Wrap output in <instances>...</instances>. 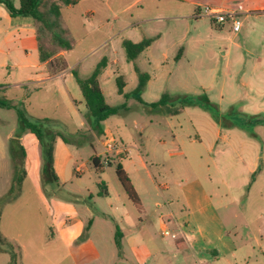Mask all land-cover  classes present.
I'll list each match as a JSON object with an SVG mask.
<instances>
[{
    "label": "rangeland",
    "instance_id": "obj_1",
    "mask_svg": "<svg viewBox=\"0 0 264 264\" xmlns=\"http://www.w3.org/2000/svg\"><path fill=\"white\" fill-rule=\"evenodd\" d=\"M193 4L233 12L240 31L230 21L193 18ZM61 14L73 46L67 59L77 62L72 71L80 78L102 57L119 61L118 69L102 71L110 74L101 84L105 100L119 111L101 127L129 148L120 163L141 207L115 176L118 157L108 155L112 164H105L102 135L89 131L71 70L67 89L57 82L59 94L47 87L0 90L7 106L0 107V264H196L174 245L178 232L160 227L170 213L179 220L180 186L195 180L236 247L207 264H264V0H77ZM148 39L152 44L128 61L122 43ZM136 70L148 77L139 95ZM24 76L0 70V86ZM164 96V106L145 105ZM185 98L195 104L169 114ZM17 111L48 134L45 142L57 135L67 144L73 161L64 183L43 176L44 150L21 129ZM100 182L107 196L99 195Z\"/></svg>",
    "mask_w": 264,
    "mask_h": 264
},
{
    "label": "crops",
    "instance_id": "obj_2",
    "mask_svg": "<svg viewBox=\"0 0 264 264\" xmlns=\"http://www.w3.org/2000/svg\"><path fill=\"white\" fill-rule=\"evenodd\" d=\"M14 6L16 8L18 7V5ZM193 7H195L193 9V18L197 19L196 14L203 8H200L196 4H193ZM210 8L223 12L233 13L221 8ZM31 40H34L36 42L35 48H29ZM72 51L73 49H71L70 51L59 52L58 54L53 56L51 60L45 63H41L36 41V27L33 19L29 17H11L3 7V5H0V70L4 71L6 69H14L19 73L25 74V76L19 82L9 84L8 86H0V90L3 91L4 94L7 93L8 88H10V90H23L24 87L28 86H32L34 87V89H36L35 87H39L42 89L43 87H47L53 89L56 94H59V84L57 83L58 81H61L63 87L67 89V85L65 84V82L67 81V75L65 74L70 70L72 71V67L77 64V62H75L74 64H69L68 62V54ZM116 54V51L112 52V55ZM58 57L62 58L67 65L66 69L61 72H57L56 68L54 69L49 65L50 61ZM102 59L106 60V67L111 71L114 67L118 69L117 65H119V61H117L114 56H109L108 59L102 57L101 60ZM109 79V73L107 74L101 72V76L99 79L100 88L102 82L108 81ZM36 93L37 92L30 94V98ZM20 96L25 100L30 99L29 96H26V94H21ZM70 99L75 101L71 98V95ZM27 109H29V107ZM83 124L84 126H86L84 119ZM105 133L107 132L104 131L103 135ZM11 135L12 131L6 135V138H10ZM103 135L101 137H103ZM97 142L98 148L102 152L101 143L99 140ZM130 154L131 153L126 156H115L118 157V161L120 163L125 159V157L127 158ZM53 157L54 171L59 181L64 183L66 180V171L68 169V165L73 161V159L67 144H65L60 138H57L55 141ZM96 168L100 170L101 165L99 162ZM122 168L138 197L131 179L129 178L123 166ZM99 184H102V187H99ZM98 187L100 189L99 192L106 190V194H99L100 196L108 195L107 187L103 182L98 183ZM180 187L183 194V201L182 204L180 203L179 205V220L177 221L170 213L166 216L161 217L160 223V227L161 229H163V231L167 228H172L178 232L179 236L174 239V245L176 246L177 250L189 251L191 256L196 261V264H207L212 261H217L220 258H224L228 255H232L235 252L236 247L227 236L228 233L226 231V228L223 226L222 221L216 213V207L214 206L210 194L202 187L201 183L196 180L194 182L186 183L184 186ZM138 199L139 205L137 206L138 208H140L141 201L139 197ZM126 215L127 216H125V218H128V214ZM75 222L79 221L76 220Z\"/></svg>",
    "mask_w": 264,
    "mask_h": 264
},
{
    "label": "trees",
    "instance_id": "obj_3",
    "mask_svg": "<svg viewBox=\"0 0 264 264\" xmlns=\"http://www.w3.org/2000/svg\"><path fill=\"white\" fill-rule=\"evenodd\" d=\"M77 3V0H18V7L16 8L10 0H0V5L6 9L8 14L11 17H29L32 18L35 27H36V41L38 45L39 59L41 63H45L53 56L62 51H69L72 49L71 39L66 32L65 25L62 21L61 11L63 8L74 6ZM153 42V39L144 40L139 43H131L129 41H124L122 46L125 50L126 59L130 62L136 60V58ZM46 44L53 46L54 49L47 50ZM50 67L56 68L57 72H61L66 69V62L60 57L55 58L50 61ZM106 67V60L102 59L94 68L92 73L86 78H80L75 72H73V77L76 84L78 85L85 106L84 119L86 120L90 132L95 136L103 135V129L101 124L106 121L109 117L114 116L118 113L117 108L109 106L105 100V97L100 88V76L102 70ZM138 73V71L136 70ZM138 86L135 90V93H139L145 87L146 81L148 79L147 75L139 74ZM122 83L119 84L118 93L122 94ZM136 99L142 103L140 97ZM207 101V99H204ZM169 101L168 96L162 97V99L156 103L145 104L146 106L156 108L159 106H164ZM195 102L191 99L185 98L182 99L177 105H173L172 109H169V114L176 115L185 107L194 105ZM0 107H7L5 104L0 102ZM18 112V122L19 126L23 131H28L32 133L36 139L41 144L44 150V173L43 176L47 180L58 182L56 174L54 172V141L57 135H50V142H45V136L48 137L39 125H34L26 119L24 114ZM23 156V155H22ZM92 162L95 167L98 166V159L93 158ZM112 164V161H109L108 165ZM116 177L124 190L127 199L135 205H139V199L126 176L121 164L119 161L116 163L115 167ZM23 176L19 177L17 183L23 179ZM99 187H102V184H99ZM104 188V187H103ZM99 194H106V190L99 192Z\"/></svg>",
    "mask_w": 264,
    "mask_h": 264
},
{
    "label": "built area",
    "instance_id": "obj_4",
    "mask_svg": "<svg viewBox=\"0 0 264 264\" xmlns=\"http://www.w3.org/2000/svg\"><path fill=\"white\" fill-rule=\"evenodd\" d=\"M196 17H204L214 21L217 24H223L226 21L232 23V31L237 33L240 31V23L237 21L234 13L223 12L220 10H215L210 7H204L197 14ZM102 152L105 154V164H108V155H128L129 148L124 147L113 138L111 134L105 133L100 141ZM167 235L168 233L165 232Z\"/></svg>",
    "mask_w": 264,
    "mask_h": 264
}]
</instances>
